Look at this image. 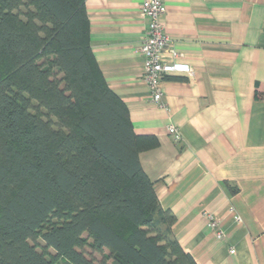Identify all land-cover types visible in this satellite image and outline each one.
<instances>
[{
  "label": "trees",
  "instance_id": "1",
  "mask_svg": "<svg viewBox=\"0 0 264 264\" xmlns=\"http://www.w3.org/2000/svg\"><path fill=\"white\" fill-rule=\"evenodd\" d=\"M85 1L0 0V264H195L140 167L156 141L91 53Z\"/></svg>",
  "mask_w": 264,
  "mask_h": 264
},
{
  "label": "crops",
  "instance_id": "2",
  "mask_svg": "<svg viewBox=\"0 0 264 264\" xmlns=\"http://www.w3.org/2000/svg\"><path fill=\"white\" fill-rule=\"evenodd\" d=\"M142 2L85 1L108 88L134 134L156 141L140 167L195 264H264V0H163L161 23L191 75L165 79L160 106L142 80Z\"/></svg>",
  "mask_w": 264,
  "mask_h": 264
},
{
  "label": "built area",
  "instance_id": "3",
  "mask_svg": "<svg viewBox=\"0 0 264 264\" xmlns=\"http://www.w3.org/2000/svg\"><path fill=\"white\" fill-rule=\"evenodd\" d=\"M165 11L163 0H143L140 5V14L148 20V29L139 47L143 58L142 80L150 89L151 102L158 106L161 105V89L165 79L175 74L191 75L189 65L179 61L180 55L173 49L164 31L161 17ZM168 132L173 135L174 141L180 139L174 127H168ZM236 220L239 221L238 218ZM221 237L218 233L217 238Z\"/></svg>",
  "mask_w": 264,
  "mask_h": 264
},
{
  "label": "rangeland",
  "instance_id": "4",
  "mask_svg": "<svg viewBox=\"0 0 264 264\" xmlns=\"http://www.w3.org/2000/svg\"><path fill=\"white\" fill-rule=\"evenodd\" d=\"M30 243H32V242H30ZM37 244H38V248H41V246H43V243L41 241H37ZM83 251L86 254V256L91 257L96 262H98L100 260V255H98L96 253H92L88 248H85ZM50 253H53V252L50 250ZM56 264H66V263H64L61 260H58Z\"/></svg>",
  "mask_w": 264,
  "mask_h": 264
}]
</instances>
